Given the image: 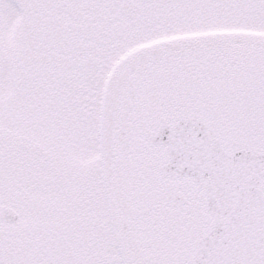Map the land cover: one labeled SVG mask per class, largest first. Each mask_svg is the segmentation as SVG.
Instances as JSON below:
<instances>
[{
    "label": "snow or ice",
    "instance_id": "obj_1",
    "mask_svg": "<svg viewBox=\"0 0 264 264\" xmlns=\"http://www.w3.org/2000/svg\"><path fill=\"white\" fill-rule=\"evenodd\" d=\"M0 264H264V0H0Z\"/></svg>",
    "mask_w": 264,
    "mask_h": 264
}]
</instances>
